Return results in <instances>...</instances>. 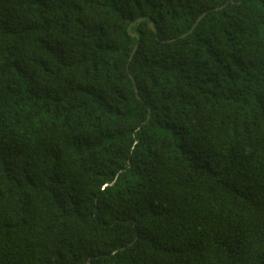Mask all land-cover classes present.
I'll list each match as a JSON object with an SVG mask.
<instances>
[{"label": "trees", "instance_id": "16d2710c", "mask_svg": "<svg viewBox=\"0 0 264 264\" xmlns=\"http://www.w3.org/2000/svg\"><path fill=\"white\" fill-rule=\"evenodd\" d=\"M0 264H264V0H0Z\"/></svg>", "mask_w": 264, "mask_h": 264}, {"label": "water", "instance_id": "95a60500", "mask_svg": "<svg viewBox=\"0 0 264 264\" xmlns=\"http://www.w3.org/2000/svg\"><path fill=\"white\" fill-rule=\"evenodd\" d=\"M206 15H207V13H205L200 19H198V21L195 23V25H194L192 31L195 30V28L198 26V24L203 20V18H204ZM151 27H152V29H153L154 26L152 25ZM136 49H137V47L135 48V51H136ZM135 51H134V52H135ZM132 56H133V54H132ZM135 88H136V91H137V87H136V86H135Z\"/></svg>", "mask_w": 264, "mask_h": 264}]
</instances>
